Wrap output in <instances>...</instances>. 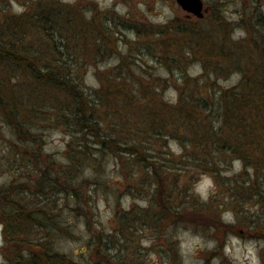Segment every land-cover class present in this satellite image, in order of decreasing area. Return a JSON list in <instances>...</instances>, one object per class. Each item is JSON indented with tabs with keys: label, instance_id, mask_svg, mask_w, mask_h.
<instances>
[{
	"label": "rangeland",
	"instance_id": "1",
	"mask_svg": "<svg viewBox=\"0 0 264 264\" xmlns=\"http://www.w3.org/2000/svg\"><path fill=\"white\" fill-rule=\"evenodd\" d=\"M53 1V6L60 9L58 12L50 6L46 7L52 5ZM202 1L204 14L198 19L182 11L174 0H0V22L8 18L16 23L17 29L24 36V48L37 52L42 63L53 72H58L56 66L63 65L66 72L71 68L75 74L74 81L81 83L88 95L104 87V93L107 92V83L112 82L116 73L126 77L124 87L129 95H124L127 105L122 113L113 116L115 121L122 123L118 125L127 127L125 132L129 129L130 133L121 134L116 141L126 147L138 145L141 148L140 153L143 152L147 161L149 158L153 161L161 159L158 162L162 168L169 167L170 170L163 169L162 178L169 187L176 189L174 204L180 206L185 202L184 192H193L192 196L201 201H206L210 195L216 193L215 202L211 203L210 209L193 211L185 219L171 217L164 225L159 224L155 228L158 230L156 238L152 236V232L140 229L131 235V239H117L116 244L119 247L110 244L113 248L112 254H128L131 258L134 257L133 262L136 264L264 262V167L258 171V182H261L263 191L261 197L254 195L249 201L241 203L244 210L251 215L249 220H254L253 227H246L235 223V215L229 209L217 208L231 200L230 192L236 188L235 181L231 184L223 179L217 181L206 173L194 177L195 169H191L188 175L177 170L174 175L175 164L162 160L170 159L166 152L173 153L174 156L181 153L179 142L175 141L181 137V128L178 131L172 129L165 125L164 119L160 123L159 113L175 111L176 88L182 82V76L185 74L189 78H195L200 74L199 77H204L203 68L207 64L211 72L206 76L207 81L214 83L219 89L233 88L238 84L241 75L236 71H229L216 76L213 67L220 68L223 72L231 68L224 60L213 57L215 49L222 46L225 52L229 50L239 53L241 49L251 51L254 44L261 43L254 40L255 35L264 40V27L258 22L261 19L264 23V0ZM184 24L193 29L195 44L200 48L203 45L208 46L206 48L209 54L202 53L200 49H194V53H190L188 42L184 45L183 40L177 39L180 35L177 28L184 27ZM18 39H21L20 35ZM54 45L60 46L59 49ZM54 48L58 53L52 50ZM169 60L172 66L170 71L165 63ZM7 67L14 71L15 76L26 71L23 70L24 67L16 70L12 65ZM1 73L3 78H10V85L35 94L33 101L41 109L50 111L48 113L53 118V123L39 120L32 123V126L43 136V161L54 162L53 167L56 168L64 167L68 163L66 154L69 136L59 126L60 120L56 118L59 114L64 119L69 118V106L64 105L65 94L31 80L32 73L29 71H26L25 77L19 76L18 79H13V74H8L5 70L0 69V75ZM200 91H203L201 95H206L204 89ZM190 93L191 91L187 92ZM131 97L134 99L131 100ZM91 100L95 99L90 96V102L85 101L84 107L87 110H92L95 104ZM55 106L61 111L57 115L53 110ZM97 110L95 108L93 111ZM102 111L99 112L101 116ZM150 112L158 121L152 122L155 130L161 129L162 135L156 136L157 133L155 135L150 128L147 129L148 132L142 131L148 118L142 120L138 129L131 128V120L135 122L140 115L149 116ZM131 115H136L135 120L131 119ZM46 116L49 115L44 117ZM0 126L2 137L6 128L1 123ZM103 128H106V124H103ZM184 133L187 135V132ZM9 139H12L9 132L0 138V155H8L6 140ZM113 141L116 142L114 139ZM20 148L26 149L21 146ZM30 148L29 144L27 149L31 150ZM193 152L188 149V156ZM126 158L122 157L120 162ZM147 161L144 165H147ZM27 162L29 163L28 157L12 164L3 162L2 159L0 163L4 165L0 166V185L13 182L18 179L19 174L26 175L29 168ZM90 162L78 178L83 182L82 186H78L82 193L80 199H71L70 195L63 193L48 197L59 214L56 218L57 226L62 229L55 239L54 247L78 264L89 263L94 235L101 236L103 243L108 241L107 237L115 235L116 214L147 209L150 199L156 203L158 201L153 197L157 184L150 179L145 181L143 172L131 166V161L127 162L126 170L122 169L121 163L111 154L103 160L98 156L93 157ZM219 168L223 170H220L222 178L240 175L246 171L253 179V169L244 168L240 161H219ZM190 175L193 180H189ZM127 177L131 178V186L125 180ZM133 179L142 181L141 186L134 187ZM185 181L189 184L187 191L183 189ZM160 186L161 191H164V187ZM23 201L24 206L32 204L30 199L24 198ZM212 209L216 210L214 215L208 214ZM156 211L151 213L152 216ZM247 219L248 216L243 220ZM3 245V225L0 224V263L5 255L1 251ZM137 251L142 253L139 255Z\"/></svg>",
	"mask_w": 264,
	"mask_h": 264
},
{
	"label": "trees",
	"instance_id": "2",
	"mask_svg": "<svg viewBox=\"0 0 264 264\" xmlns=\"http://www.w3.org/2000/svg\"><path fill=\"white\" fill-rule=\"evenodd\" d=\"M52 3L46 7L50 6L51 9L58 12L59 7L53 6L55 5L54 1ZM261 21L259 19L258 22H260V26L264 27V23ZM187 25L184 24V27L177 28L180 34L177 39L183 40L184 45L185 42H188V52L190 51V53H194V49H200L202 53L209 54L206 48L208 46L203 45L200 48L195 44L194 31ZM18 35L21 36V39H18ZM23 38L24 36L17 29L15 22L8 18L0 22V69L1 71L5 70L8 74H13L14 71H10L8 65H12L14 70L24 67V71L32 73V76L29 74L31 80L46 84L48 88L65 94L64 105H66L65 107L69 106L68 120L65 118V121L59 114L61 111L57 106L60 103L53 110L55 115L59 114L56 118L62 125L59 126L65 129L69 136L66 154L68 163L64 167L56 168L53 167L54 162L43 161V136L37 133L32 123L39 120L53 123V118L48 113L50 111L41 109L33 101L35 94L10 85V78L8 76L3 78L1 73L0 123L6 128L2 137L6 132H9L12 139L6 140L8 155H0V162L3 159V162L12 164L28 157L29 163L27 162L26 165L32 168L30 170L28 168L26 175L19 174L18 179L13 182L0 185V224L3 225L4 235V245L1 251L5 253L3 262L0 264H78L67 255L58 252L54 247L55 239L60 235L62 229L57 226L56 218L59 217V214L48 197L63 193L70 195L71 199L76 197V199H80L82 193L78 186H82L83 182L78 178L84 167L91 163L93 157L98 156L103 160L105 156L111 154L125 170L128 169L127 162L131 161V166L141 173L143 172L145 181L150 179L152 183L157 184L153 190V197L158 201L156 203L150 199L147 209L116 214L115 235L107 237L108 241L106 240L104 243L101 236L94 235L91 243L92 257L88 264H136L133 262L134 257L131 258L128 254L120 253L118 256L112 254L111 246L119 247V244H116L117 239H131V235L140 229L152 232V236L156 238L158 230L155 228H158L161 223L164 225L165 221L171 217L185 219L191 216L193 211L210 209L211 203L215 202L216 193L210 195L206 201H201L192 196L193 192H188V194L184 192L185 202L180 206L174 204L176 189L169 187L166 180L162 178L163 169H169V167L162 168L159 163L161 159L158 160L159 162L153 161L152 158L147 161L143 152L140 153L139 149L141 148L138 145L126 147L116 141L121 134L129 132V129L128 132H125L127 127L118 125V123H122L118 120L115 121L113 116L122 113L127 105L124 95H129L124 87L126 77L116 73L113 75L112 82L107 83V92L104 93V87L94 91V94L88 95L86 89L81 87V83L74 81L75 74L71 68L66 72L63 65L56 66L58 72H53L51 68L42 63L37 52L24 48ZM254 40L261 43L254 44L251 51L241 49L239 53L229 50L225 52L222 46L215 49L213 57L224 60L231 69L223 72L220 68L213 67L215 68L214 74L219 76L227 74L229 71L238 72L241 78L235 87L219 89L214 83L207 81L206 76L211 72L208 65L205 64L204 77H199L200 74L195 78H189L185 74L182 76L183 80L177 84L176 88L177 106L175 111L159 113L160 123H163L164 119L165 125L176 131L180 127L182 132L181 137L175 139L176 142H179L181 153L174 156L173 153L166 152L170 159L162 160L175 164L174 175L177 170L188 175L191 169H195L194 177L206 173L217 181L223 179L230 184L235 181L236 188L230 192L231 200L217 208L229 209L235 215V223L243 224L246 227H253L254 220H249L251 215L244 210L241 203L249 201L254 195L261 197L263 193L261 191L262 184L258 182V171L264 167V40L258 35L254 36ZM54 46L57 50L60 47ZM56 49L52 50L58 53ZM210 49L213 48L210 47ZM65 60L68 61L67 58ZM165 63L167 69L172 70L170 60ZM26 71L18 76L13 74V79H18L19 76L25 77ZM200 89H204L205 96L201 95L203 91ZM188 91L191 93L187 94ZM88 96L95 99L91 100L95 103L92 110H87L84 107L85 101H89L90 97ZM133 99L131 97V100ZM95 108L98 109L97 112L93 111ZM100 111H102V116L99 114ZM43 114L49 116L44 117ZM135 117L136 115H131V119L135 120ZM147 118V125L142 128V131L145 132L150 128L155 135L157 133L156 136L162 135L161 129L155 130L152 124V122L158 123V121L151 112L149 116L140 115L139 120L137 118L135 122L131 120V128L138 129L142 120ZM103 124H106L105 129ZM184 132H187V135ZM145 134H143L144 137ZM168 134L172 135V133ZM29 144L31 150L27 149ZM20 146L26 149H22ZM188 149L194 151L191 156L187 154ZM122 157L127 158L120 162ZM229 159L233 160L229 161ZM145 161H147V165H144ZM219 161L224 163L240 161L244 168L251 167L253 169V179H251L252 175L246 171L240 175L222 178L220 173L223 170L219 168ZM1 165L4 164L0 163ZM191 179L193 180V176L190 175L189 180ZM125 180L131 186V178L127 177ZM132 182L134 187H138L141 186L142 181L133 179ZM160 185L164 187V191H161ZM237 186H241V188ZM188 187L189 184L185 181L183 189L187 191ZM253 187L255 189H252ZM253 190L256 191L253 192ZM24 198L30 199L32 204L24 206L22 204ZM154 210L157 211L152 216L151 213ZM215 211L212 209L208 214L214 215ZM246 216L248 219L243 220ZM137 253L140 255L142 251H137ZM203 264L208 263L205 261Z\"/></svg>",
	"mask_w": 264,
	"mask_h": 264
},
{
	"label": "water",
	"instance_id": "3",
	"mask_svg": "<svg viewBox=\"0 0 264 264\" xmlns=\"http://www.w3.org/2000/svg\"><path fill=\"white\" fill-rule=\"evenodd\" d=\"M180 9L198 19L203 17L202 0H174Z\"/></svg>",
	"mask_w": 264,
	"mask_h": 264
},
{
	"label": "bare ground",
	"instance_id": "4",
	"mask_svg": "<svg viewBox=\"0 0 264 264\" xmlns=\"http://www.w3.org/2000/svg\"><path fill=\"white\" fill-rule=\"evenodd\" d=\"M88 97H90V96H88Z\"/></svg>",
	"mask_w": 264,
	"mask_h": 264
}]
</instances>
